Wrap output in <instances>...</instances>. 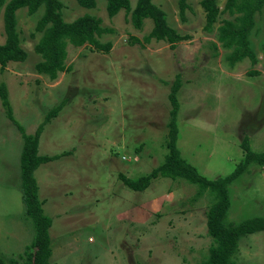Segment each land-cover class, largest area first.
<instances>
[{
	"label": "rangeland",
	"instance_id": "obj_1",
	"mask_svg": "<svg viewBox=\"0 0 264 264\" xmlns=\"http://www.w3.org/2000/svg\"><path fill=\"white\" fill-rule=\"evenodd\" d=\"M70 21L95 15L107 29L99 41L108 52L90 45H67L66 71L50 80L36 73L40 57L33 45L42 7L29 14L16 10V29L24 61H9L1 70L14 118L26 133L56 104L47 122L39 154L66 151L39 165L34 174L49 227L50 264H200L208 255V196L193 199L194 184L156 177L144 190L128 188L119 174L136 178L163 161L170 102L177 91V147L200 174L213 179L230 173L243 158L242 141L264 152V4L255 13L248 36L257 63L245 57L229 65L213 30L203 29L200 0H187L181 19L177 0H153L167 23L187 38L170 46L143 41L152 27L149 18L135 28L124 10L108 16L105 0L85 8L60 0ZM225 0H217L222 8ZM134 6L135 0H130ZM220 17H228L222 13ZM137 39V40H133ZM4 41L0 7V43ZM256 70L255 75L250 71ZM22 138L6 117L0 101V255L15 256L29 244L32 223L21 199L19 156ZM230 204L225 224L264 216V164L250 162L228 186ZM235 264H264V230L238 238Z\"/></svg>",
	"mask_w": 264,
	"mask_h": 264
},
{
	"label": "trees",
	"instance_id": "obj_2",
	"mask_svg": "<svg viewBox=\"0 0 264 264\" xmlns=\"http://www.w3.org/2000/svg\"><path fill=\"white\" fill-rule=\"evenodd\" d=\"M85 8L96 6L95 0H75ZM108 16H113L120 10L129 14L130 22L135 28H140L145 18L152 21L151 29L143 36L144 42L150 40L166 41L170 46L184 40L187 35L179 34L166 20L165 12L153 0H135L131 6L130 0H105ZM199 4L204 14L203 29L213 30L215 23L216 40L223 48L230 49L226 60L229 65L247 57L251 65L257 63V57L250 46L249 34L254 26L255 13L259 12L264 0H225L222 8L217 0H200ZM4 41L0 43L1 70L9 61H24L27 53L21 47V40L16 29V10L25 7L29 14L42 7V13L36 20L34 31L41 33L33 45L34 52L40 57L34 65L36 73L47 76L50 80L59 72L66 71L67 45L74 47L90 45L99 51L108 52L111 43L99 41L101 34L107 31L101 26V20L95 15L84 13L73 20L67 21L62 16L60 0H0ZM178 13L181 19L189 7L187 0H177ZM226 13L228 17H220ZM133 40H137L134 39ZM256 70L250 71L255 75ZM178 79L172 83L168 99L170 102L169 121L164 146L166 152L163 161L149 172L136 177L119 174V179L128 188L136 191L144 190L150 181L158 176L171 179H183L196 187L193 199L208 196L209 205L206 210L207 234L211 237L208 255L200 264H235L232 259L238 246V238L247 233L264 230V216H251L246 219L225 224L227 210L230 204L228 186L246 169L250 162L264 164V152H254L243 138V158L227 175L207 178L200 174L197 168L189 163L177 147L178 128L176 116L178 110L177 91ZM0 101L6 117L15 125L22 138L19 156V177L21 199L24 205L25 217L33 227L32 239L23 251L15 256L4 258L0 255V264H50L52 254L49 227L51 218L43 213L42 200L38 197V185L34 172L44 163L59 158L66 151L54 154H39L38 144L44 125L57 115L63 102L53 106L46 112L43 119L32 133H26L23 126L14 118L5 83H0Z\"/></svg>",
	"mask_w": 264,
	"mask_h": 264
},
{
	"label": "crops",
	"instance_id": "obj_3",
	"mask_svg": "<svg viewBox=\"0 0 264 264\" xmlns=\"http://www.w3.org/2000/svg\"><path fill=\"white\" fill-rule=\"evenodd\" d=\"M35 175V174H34ZM37 182V181H36Z\"/></svg>",
	"mask_w": 264,
	"mask_h": 264
}]
</instances>
